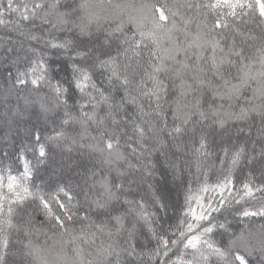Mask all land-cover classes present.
Listing matches in <instances>:
<instances>
[{
    "label": "snow or ice",
    "instance_id": "6c2138e0",
    "mask_svg": "<svg viewBox=\"0 0 264 264\" xmlns=\"http://www.w3.org/2000/svg\"><path fill=\"white\" fill-rule=\"evenodd\" d=\"M0 29V264H264V0H0Z\"/></svg>",
    "mask_w": 264,
    "mask_h": 264
},
{
    "label": "trees",
    "instance_id": "16d2710c",
    "mask_svg": "<svg viewBox=\"0 0 264 264\" xmlns=\"http://www.w3.org/2000/svg\"><path fill=\"white\" fill-rule=\"evenodd\" d=\"M91 2L93 4L100 5V4L106 3V0H91ZM116 2H122L123 3V0H116V1L113 0V3H116ZM97 10H99V9H97ZM5 34H6L5 31L3 29H0V36H3ZM2 55H3V53L0 52V56H2ZM4 75H5V73H4L3 69L0 68V82L3 81Z\"/></svg>",
    "mask_w": 264,
    "mask_h": 264
},
{
    "label": "rangeland",
    "instance_id": "374dc122",
    "mask_svg": "<svg viewBox=\"0 0 264 264\" xmlns=\"http://www.w3.org/2000/svg\"><path fill=\"white\" fill-rule=\"evenodd\" d=\"M136 2H138V0H123V3H136Z\"/></svg>",
    "mask_w": 264,
    "mask_h": 264
}]
</instances>
